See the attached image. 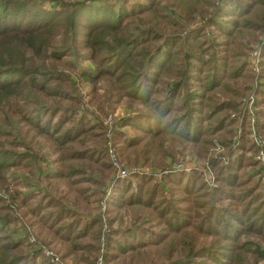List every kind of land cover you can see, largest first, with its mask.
Returning <instances> with one entry per match:
<instances>
[{
  "label": "trees",
  "instance_id": "16d2710c",
  "mask_svg": "<svg viewBox=\"0 0 264 264\" xmlns=\"http://www.w3.org/2000/svg\"><path fill=\"white\" fill-rule=\"evenodd\" d=\"M56 1L0 0V264H35L41 255L40 247L23 251L30 245L9 232L23 207L34 224L67 245L62 257L73 256L80 262L75 264H95L103 218L111 228L110 215L123 207L133 224L124 231L111 228L104 264H264V247L244 240L264 242V171L246 131L253 115L256 131L264 134V42L257 110L251 115L242 103L255 84L247 58L264 38V0H116L111 10L106 0H60L61 7ZM167 7L183 20L166 13ZM81 51L93 67L77 73L63 59ZM63 65L89 84L108 83L111 97L143 107L122 123L133 138L114 132L120 157L137 151L145 159L175 141L203 153L207 147L206 157L219 142L224 152L207 160L212 185L197 167L188 174L172 171L163 183L176 197L163 201L155 191L143 192L150 177L134 174L139 180L133 188L113 176L105 209H92L89 220L70 206L52 199L43 204L22 192L27 185L13 172L37 163L40 140L55 147L56 168L46 179L68 185L64 198L71 206L89 209L83 186L100 187L93 174L107 178L114 171L106 153L88 145L101 137L102 126L80 118L66 127L73 108L59 103L74 97ZM237 127L242 133L234 141ZM47 206L55 214H44ZM87 237L92 244L78 243Z\"/></svg>",
  "mask_w": 264,
  "mask_h": 264
},
{
  "label": "rangeland",
  "instance_id": "374dc122",
  "mask_svg": "<svg viewBox=\"0 0 264 264\" xmlns=\"http://www.w3.org/2000/svg\"><path fill=\"white\" fill-rule=\"evenodd\" d=\"M60 0H57L55 2V6L59 4ZM67 1V0H63ZM70 1V0H68ZM74 1V0H72ZM80 1V0H78ZM108 3V8L111 10L113 6L111 4H114L116 0H106ZM105 1V2H106ZM62 2V1H61ZM222 2V0H220ZM45 7L48 5L47 1L41 2ZM165 4V3H164ZM117 11V8L115 9V12ZM166 13L172 14L174 17L180 19L181 21L183 18L181 15H179L174 8H166ZM264 42V38H261L259 42L251 46V50L249 51L247 60L249 61V67L251 74L255 77L254 81L255 84H252L251 91L252 93H248L244 99H242L243 105L248 107L250 110V114L257 110V101L258 97L255 95V91L257 89V85L260 84L259 80V74H260V61H261V51H260V43ZM65 44L64 40L62 38H58L56 42V46L58 49H62V46ZM187 47L186 45L184 46ZM254 53L257 55L254 56ZM86 54L84 51L81 52H73L72 56L65 57L63 61L67 64H71L72 68L78 73L80 72V68L83 67H93V65L90 62H85ZM59 69L69 75V77L72 80L73 83V89H72V95L74 99L72 101H62L59 103L61 107L64 108H73L71 109L69 115L73 118L72 122L67 124L66 127L70 126L71 124H75L76 119L84 118L90 125L93 123H97L98 126H102V122L108 115H115L116 116V128L115 131H118L124 135H126L129 138L134 137V132L128 127L124 126L122 123L124 121V118L130 115L137 114L138 112L142 111V106L136 102H130L129 100L122 98V99H116L115 97H111L110 93H107L109 89V85L106 82L100 81L97 84H89L82 80L80 77H78L75 73L71 72L74 71L73 69L69 70L66 66H60ZM257 84V85H256ZM183 97L178 99V102H182ZM261 109L264 108V105L261 104ZM233 117V116H232ZM126 118V119H127ZM125 119V120H126ZM249 132V138L251 139L252 143V137L253 135L260 136L262 139H264V134L258 133L256 131V126L254 122L253 115L250 118V125L246 130ZM117 132V133H118ZM242 133V129L237 127L235 128V135H234V141H238L240 135ZM40 144H42V147L39 145L34 146L35 148V155L37 157V163L32 164L31 170H14V175L19 179L18 181H21V184L27 185L23 186L21 189L22 192H30L33 196H35L34 201L41 200L43 204H47L50 202V199L54 200L56 204H60L61 207L63 206H70L71 211H73L76 215H80L81 217L86 218V220H89L92 215L95 214V211H92V209L100 208L99 203L100 200L104 197L105 193L107 191H110V187L112 184L113 176H115V170L111 171V173L107 174L109 177L105 178L104 175H96L93 174V177L96 179H100L102 181V186L95 187L91 184H85L83 187L85 189H88L89 191L86 193L87 196H89L88 201L90 202V208L89 209H83L82 207L78 206H71L70 203H68L64 196L68 194L69 189L68 185L63 184L62 182H57L56 184H51L46 179V174L51 173L55 168L56 165L52 161L56 159V157L53 155L51 150H54V145L51 143H47V145L40 140ZM115 143V138H114ZM219 142H214L213 148H211L210 153L208 156L205 157V150L207 147H204V153L200 152L197 147L194 145H183L178 141H175L173 143H165L162 151L154 150L149 155H146V158L142 156L141 159L137 158L138 155L137 151H130L127 152L126 156L120 157L118 149L117 154L118 158L120 159L123 166L126 168H139V173L137 176H143V177H150L147 181H145L142 184V190L143 192H154V195L156 196V199L163 198V201L165 200H171L172 198L175 199L176 193L173 192V190H170L166 185L163 183V176L169 175V173L164 174V171H167L170 169V166L177 164L179 162H182L183 165L186 168L189 167H197L204 173V178L206 179V182L211 186L213 182V173L211 172L207 160L210 155H215L223 153L222 149H219ZM120 145V143H115V145ZM88 145L96 146V148L102 150L103 146V134L101 129V137L99 138H91ZM116 145V147H117ZM254 145V143H253ZM254 153L253 159L255 160ZM205 157V158H204ZM259 169V167H258ZM12 170L8 171L6 173L7 176H9L12 172ZM260 171V170H258ZM261 173V172H260ZM134 174L130 175L128 178L122 181L126 182L129 181L132 183V187H136L138 180L134 179ZM188 174V173H187ZM13 176H9L8 178H11ZM261 177L264 181V176L261 173ZM114 183V181H113ZM155 184H158L160 187L157 186V189L154 190L153 187ZM163 187V188H162ZM133 190V189H132ZM130 190L129 192H131ZM96 191V196L93 195V192ZM2 194V193H1ZM128 195V194H127ZM4 196H8L4 194ZM99 198V199H98ZM97 203H92L94 200H97ZM79 205L82 204L80 201L78 203ZM48 207V206H47ZM44 214L47 213H53L55 214V210L52 208H47ZM23 211L25 214L21 213ZM21 211L16 210L15 211V218L16 221L10 225L9 232L12 234L13 239H20L26 244H29L30 246L26 248H23V251L30 252L33 249H38L39 247L41 249H49L56 253V255H59L62 257L64 255V251L67 250L66 244H61L57 239H54L53 234L46 231L45 228H43L40 224H34L33 218L26 212V208L23 207ZM108 223V222H107ZM110 225L112 230L114 231H124L125 229L129 228L131 224H133L132 220V214L130 210L126 208H121L119 211H116L113 216L110 215ZM77 226V224H76ZM82 228V225L79 226V229ZM76 229V228H75ZM34 238L36 240V245L33 246V244L30 243V239ZM249 238H252L254 241H257L260 246L262 245L264 247V242H262L260 239H256L254 237H244V240H247ZM119 241V236L117 237ZM50 241L52 243H50ZM78 243H84V244H92V242L89 240V237L82 239L78 241ZM99 245V243H98ZM42 246V247H41ZM97 257V255H96ZM70 264H75V262H78L73 259V256L65 258ZM35 264H48L45 259L42 258L41 255L36 257ZM96 261V258H95ZM80 263V262H78Z\"/></svg>",
  "mask_w": 264,
  "mask_h": 264
},
{
  "label": "built area",
  "instance_id": "2783aa9c",
  "mask_svg": "<svg viewBox=\"0 0 264 264\" xmlns=\"http://www.w3.org/2000/svg\"><path fill=\"white\" fill-rule=\"evenodd\" d=\"M257 54L254 53V56ZM116 128V116L108 115L102 122V134H103V146L102 150L106 153L109 158L112 168L115 170V176L120 179H126L134 173H139V168H126L122 165L120 159L118 158L117 149L114 143V132ZM253 143L258 148L257 154L255 155V160L259 163L260 168L264 171V139L260 136L253 135ZM190 168H186L182 162L170 166V169L164 171V174L174 171H185L190 172ZM110 191H107L104 197L99 203L100 209L103 211L105 209L106 201L110 196ZM111 228L109 227L107 220L103 218V223L101 226V237L99 240V249L96 257L95 264H104V256L106 254L107 238L110 234ZM30 243L33 246L36 245V240L34 238L30 239ZM41 256L48 264H70L63 257L56 255L53 251L49 249H41Z\"/></svg>",
  "mask_w": 264,
  "mask_h": 264
}]
</instances>
